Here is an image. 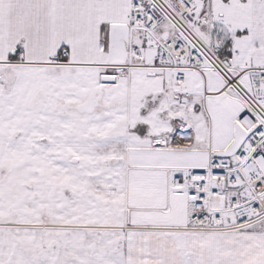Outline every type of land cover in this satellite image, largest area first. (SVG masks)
Listing matches in <instances>:
<instances>
[{
  "label": "snow or ice",
  "instance_id": "1",
  "mask_svg": "<svg viewBox=\"0 0 264 264\" xmlns=\"http://www.w3.org/2000/svg\"><path fill=\"white\" fill-rule=\"evenodd\" d=\"M0 264H264V0H0Z\"/></svg>",
  "mask_w": 264,
  "mask_h": 264
}]
</instances>
